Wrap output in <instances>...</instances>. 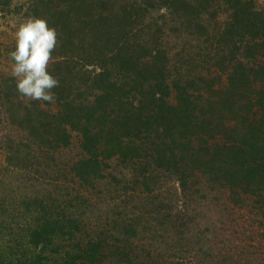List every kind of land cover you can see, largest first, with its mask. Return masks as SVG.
I'll return each mask as SVG.
<instances>
[{"label":"trees","instance_id":"16d2710c","mask_svg":"<svg viewBox=\"0 0 264 264\" xmlns=\"http://www.w3.org/2000/svg\"><path fill=\"white\" fill-rule=\"evenodd\" d=\"M11 3L0 2L3 8ZM26 3V17L45 18L56 29L48 70L59 85L52 89L54 101L44 102L0 82L3 112L25 132L6 144L9 160L32 161L40 171L43 164L35 160L55 159L78 132L84 155L62 169L68 172L63 178L72 176L83 194L116 180L110 200L116 217L91 227L77 212L84 204L77 207L75 199L71 214L45 194L30 201L37 214L29 217L28 231L46 243L73 241L56 264H161L155 256L172 264L167 259L183 245L146 239L151 232L161 237L170 217L174 226L176 220H194L180 217V200L170 207L161 194H152L167 173L176 176L182 192L193 184L196 200L204 199L199 185L213 183L226 203L253 204L252 211L264 213V9L256 0ZM186 40L196 45L200 62ZM118 164L129 168L130 179ZM138 191L148 192L146 204ZM167 248L176 252L169 255ZM8 255L10 264H22ZM179 258L176 264H182Z\"/></svg>","mask_w":264,"mask_h":264},{"label":"rangeland","instance_id":"374dc122","mask_svg":"<svg viewBox=\"0 0 264 264\" xmlns=\"http://www.w3.org/2000/svg\"><path fill=\"white\" fill-rule=\"evenodd\" d=\"M256 1L264 9V0ZM27 11L26 0H12L8 8H3L0 4V82L7 81L2 84L16 86V78L12 74L15 62L11 59L10 53L16 47L18 27L29 18L26 17ZM173 40L176 38L170 39L169 43ZM186 43L188 51L192 50L197 55V62H200L201 58L197 53L196 45L191 46L189 40H186ZM5 109L6 105L0 97V259L4 256L3 261L10 264L11 260L8 254H11L17 255V259L23 260L22 264H30L31 260H38L40 257H42L43 264H56L59 258L68 256L62 250L67 248L66 244L71 246L73 241L72 239L56 238L46 243L28 231V228L33 224L31 222L28 224L29 217L37 214L35 213L36 205L30 201L37 194H45L46 197L56 199L55 201L61 205V210L71 214L75 208L71 207L69 203L75 199V201L73 200L75 204H84L80 209L76 204L77 212L81 215L85 227H91V224L97 222L100 224L104 221L111 222L116 217L115 202L110 201L116 196V191L114 192L116 180L111 179L114 184L108 180L93 186L91 190L89 189V191H85L86 194H83V189L79 183L77 184L72 179V176L63 178V175L68 172L65 173L62 169L84 155L81 136L78 132H73L70 145L56 153L55 159L46 158V160H40V163L35 160V164H43L40 171L32 161L24 160L22 163H11L6 144L17 135L24 137L25 132L20 131L19 133V130L12 126L8 120L16 119L8 117L9 115L3 112ZM117 170L122 171L126 179H130V176L133 175L129 168L120 166V164L117 165ZM167 176L169 177H159L157 183L159 187L151 185V187H156L152 194H161L165 204L170 207L176 206V202L180 200V206L184 205L185 207V213L180 217L185 219L193 217L194 219L189 225H184L176 220L174 226L170 217L166 220L164 231L159 233L161 237H158L156 233H146L147 240L153 237L163 240L162 242L168 246L181 247L180 245H183L185 247L175 258L169 257L167 259L169 262L172 264L178 263V260L181 262L179 255H182L184 257L182 264H264L263 212L252 211L253 204L241 207L239 204L226 203L225 196L221 193L222 189L213 183L199 185L200 187L197 189L200 194L204 195V199L196 200L199 196L195 193V197L191 195L192 190H196L193 184L182 192L181 184L179 185V182L176 181V176L168 173ZM120 179L123 180V177ZM138 192L141 202L146 204L148 192ZM77 195L79 196L77 197ZM74 203L72 202L73 206H75ZM134 204L140 206L137 202ZM36 212H38L37 209ZM245 214H247V221L243 217ZM249 216L252 220L249 219ZM255 217L258 219L256 220ZM232 222L237 224L234 225ZM148 225L152 226L153 223ZM187 247L192 248L188 250ZM166 251L169 255L176 252L168 248ZM155 258L161 264L166 259L160 256H155ZM41 262L37 264H41Z\"/></svg>","mask_w":264,"mask_h":264},{"label":"clouds","instance_id":"9594fccd","mask_svg":"<svg viewBox=\"0 0 264 264\" xmlns=\"http://www.w3.org/2000/svg\"><path fill=\"white\" fill-rule=\"evenodd\" d=\"M57 43V32L47 19L32 17L16 31V47L10 53L15 62L12 74L16 88L25 97L36 101L52 102V89L59 80L48 70V65Z\"/></svg>","mask_w":264,"mask_h":264}]
</instances>
